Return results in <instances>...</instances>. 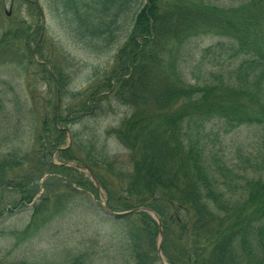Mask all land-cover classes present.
<instances>
[{"label":"trees","instance_id":"trees-1","mask_svg":"<svg viewBox=\"0 0 264 264\" xmlns=\"http://www.w3.org/2000/svg\"><path fill=\"white\" fill-rule=\"evenodd\" d=\"M75 1L54 0L58 8L74 13L82 33L114 41L113 21L95 17L92 24L85 23L89 0H81L83 10ZM139 6L113 69L82 107L91 111L113 95L134 109L113 132L131 152L132 172L116 175L113 183L79 164L80 159L71 154L72 146L62 149L72 138L58 128L68 121L58 115L57 106L52 132L44 123L37 141L47 156L56 151L64 163L90 168V175L107 194V210L129 212L117 219L135 218L136 229L147 234L151 248H156L162 231L161 250L167 264H215L211 259L217 264H264V180H248L240 193L232 192L234 185L223 179L232 170L225 168L221 173L218 167L216 171L203 143L205 123L212 120H223L232 129L264 125V0L229 8L205 0H147ZM205 35L225 39L227 53L240 62L227 76L212 72L204 84H190L181 64L192 55L191 41ZM142 106L153 112L139 114ZM43 158L45 168L51 163ZM23 165L18 161L9 167L3 164L0 171ZM51 166L52 174H64L67 181L84 186L85 175L77 168ZM20 176L1 184L19 193V201L12 204L16 210L35 204L36 196V173L29 167ZM94 192L99 197L95 187ZM42 221L36 223V230Z\"/></svg>","mask_w":264,"mask_h":264},{"label":"rangeland","instance_id":"rangeland-1","mask_svg":"<svg viewBox=\"0 0 264 264\" xmlns=\"http://www.w3.org/2000/svg\"><path fill=\"white\" fill-rule=\"evenodd\" d=\"M146 1H88L85 23L92 24L95 17L113 21L114 41L109 43L104 37L82 33L74 13L58 8L54 0H0V166L9 167L16 161L24 164L0 171V264H72L76 260L82 264H139V258L142 264H167L161 234L156 248H151L147 234L136 229L135 218L117 219L129 212L117 215L107 210V194L90 175L92 168L114 183L116 175L132 172L131 152L113 132L134 109L113 95L91 111L82 108L92 89L113 69L134 15ZM205 1L229 8L248 0ZM75 4L84 9L81 0ZM227 45L225 39L212 35L192 40V55L181 64L185 79L201 85L212 72L227 76L240 62L227 53ZM56 106L58 115L68 121L58 128L72 138H67L62 149L72 146V156L90 168L64 163L56 151L47 156L37 141L44 123L52 129ZM140 112L153 110L142 106ZM203 143L216 171L218 167L221 173L225 168L232 170L223 172L225 178L221 174L228 185H234L232 192L240 193L248 180H264V125L232 129L223 120H212L205 123ZM44 156L50 165L77 168L85 175L84 186L67 181L64 174H52L50 165L42 168ZM27 166L37 177L33 186L36 215L34 203L12 209L20 195L1 185L14 180V175H24ZM154 219L159 225V219ZM38 221L43 224L36 230Z\"/></svg>","mask_w":264,"mask_h":264},{"label":"water","instance_id":"water-1","mask_svg":"<svg viewBox=\"0 0 264 264\" xmlns=\"http://www.w3.org/2000/svg\"><path fill=\"white\" fill-rule=\"evenodd\" d=\"M159 224H160V223H159ZM159 226L161 227V225H159ZM162 238H163V233L161 232V239H162ZM158 251H159V253H160V251H161L160 248H159ZM161 258H162V257H161V255H160V259H161ZM162 262H163V259H162Z\"/></svg>","mask_w":264,"mask_h":264}]
</instances>
